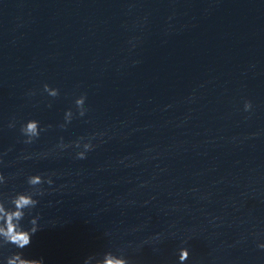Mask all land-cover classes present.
Returning <instances> with one entry per match:
<instances>
[{"label": "water", "instance_id": "95a60500", "mask_svg": "<svg viewBox=\"0 0 264 264\" xmlns=\"http://www.w3.org/2000/svg\"><path fill=\"white\" fill-rule=\"evenodd\" d=\"M0 174L53 181L27 259L264 264V0H0Z\"/></svg>", "mask_w": 264, "mask_h": 264}, {"label": "clouds", "instance_id": "9594fccd", "mask_svg": "<svg viewBox=\"0 0 264 264\" xmlns=\"http://www.w3.org/2000/svg\"><path fill=\"white\" fill-rule=\"evenodd\" d=\"M43 92L50 98H56L59 95V90L45 84ZM31 95V93H30ZM85 99L81 95L74 101L75 115L83 117L85 115ZM51 107V105H49ZM249 102L244 103V111L248 112L251 109ZM74 117L72 109H68L63 114V123L58 125L64 129L69 125ZM9 128H15L16 122L12 121L8 124ZM46 129L40 125V122L35 119H29L21 123L19 126V134L23 137V143L30 145L38 140ZM92 138H80L77 141L65 144L61 138L57 144L60 151L72 148L75 149V158L83 160L86 154L91 151L94 145L91 143ZM48 154L42 153L41 158H45ZM30 156H23L22 159H30ZM15 177H6L0 174V189L6 186ZM26 188L21 191H10L4 193L0 191V253L6 247H11L16 251L8 256L0 254V264H43V260L27 259L23 255V250L31 243L32 236L40 230V216L34 214L33 210L39 204V198L45 193L41 190L42 185L51 187L53 181L50 176H42L40 174L27 175L24 179ZM158 240L159 237H153ZM258 248L264 249V244L257 245ZM189 258V251L187 248L181 247L178 250L177 264H185ZM82 264H130V261L122 252H113L108 250L102 256L89 255L83 259Z\"/></svg>", "mask_w": 264, "mask_h": 264}]
</instances>
